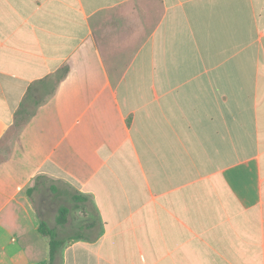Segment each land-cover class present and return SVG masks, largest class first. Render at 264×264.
<instances>
[{
  "label": "crops",
  "instance_id": "crops-1",
  "mask_svg": "<svg viewBox=\"0 0 264 264\" xmlns=\"http://www.w3.org/2000/svg\"><path fill=\"white\" fill-rule=\"evenodd\" d=\"M0 264H264V0H0Z\"/></svg>",
  "mask_w": 264,
  "mask_h": 264
},
{
  "label": "rangeland",
  "instance_id": "rangeland-1",
  "mask_svg": "<svg viewBox=\"0 0 264 264\" xmlns=\"http://www.w3.org/2000/svg\"><path fill=\"white\" fill-rule=\"evenodd\" d=\"M13 135L15 134H12V136ZM38 185L39 190L35 191V201L40 207L46 203L47 206L50 207V210L55 213L59 206L66 205L71 208L69 218H71L74 223L82 222L85 219L89 220L90 218L95 219V212L90 207V204L76 203L72 197L73 192L68 188H66L64 191H59L56 188V190L53 192L50 186L51 181L48 182L45 180L39 181ZM70 231L74 232V230Z\"/></svg>",
  "mask_w": 264,
  "mask_h": 264
},
{
  "label": "trees",
  "instance_id": "trees-1",
  "mask_svg": "<svg viewBox=\"0 0 264 264\" xmlns=\"http://www.w3.org/2000/svg\"><path fill=\"white\" fill-rule=\"evenodd\" d=\"M67 68L58 75V80L62 79L66 73ZM38 105V102L35 103L36 107ZM35 112V109H28L27 106H23L19 112V117L17 119V122L15 123V126L13 127V134H18V132L21 130V128L24 126V124L27 122L28 118L32 116ZM15 131V132H14ZM80 197H75V200H81ZM69 208L66 206H62L59 210L58 215V222L64 223L67 220V215L69 213ZM40 232L44 235L50 238V256H51V263L55 260L59 253L60 247L64 244V241L59 240L56 236V233L53 229H51L44 221H42L40 226Z\"/></svg>",
  "mask_w": 264,
  "mask_h": 264
}]
</instances>
